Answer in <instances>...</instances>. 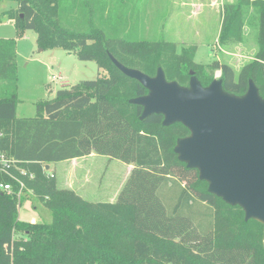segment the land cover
<instances>
[{"label": "trees", "instance_id": "1", "mask_svg": "<svg viewBox=\"0 0 264 264\" xmlns=\"http://www.w3.org/2000/svg\"><path fill=\"white\" fill-rule=\"evenodd\" d=\"M11 1L15 6L0 12V22L15 28V37H0V151L17 168L0 169V183L11 185V192L0 189V264H264L263 224L245 220L239 205L210 193L198 170L178 159L174 147L189 135L187 127L164 125L161 114L140 118L142 106L130 100L148 90L109 57L148 76L161 68L167 81L185 87L190 71L207 86L220 70L226 92L243 95L252 80L264 97V0L223 6L221 41L242 39L243 7L259 10L258 48L237 76L225 62H195L196 45L178 51L139 37L142 26L128 0ZM28 29L42 49L74 52L103 73L37 100L34 116L17 117L15 38ZM91 153L132 165L115 202L58 189L45 168ZM28 194L49 212V222L19 218Z\"/></svg>", "mask_w": 264, "mask_h": 264}, {"label": "water", "instance_id": "2", "mask_svg": "<svg viewBox=\"0 0 264 264\" xmlns=\"http://www.w3.org/2000/svg\"><path fill=\"white\" fill-rule=\"evenodd\" d=\"M109 57L148 90L130 100L142 106L140 118L161 114L164 125L181 122L187 127L189 135L178 138L174 147L178 159L198 170L210 193L239 205L245 220L264 227V97L253 81L237 96L223 90L220 78L202 86L190 71L185 87L167 81L161 68L148 76Z\"/></svg>", "mask_w": 264, "mask_h": 264}, {"label": "rangeland", "instance_id": "3", "mask_svg": "<svg viewBox=\"0 0 264 264\" xmlns=\"http://www.w3.org/2000/svg\"><path fill=\"white\" fill-rule=\"evenodd\" d=\"M236 0H128L134 17L141 23L139 37L150 40L161 39L173 43L177 50L182 46L196 45L194 61L208 64L213 60L230 65L237 76L240 68L250 62L258 48V14L255 6L243 7L242 39L232 37L221 41L219 31L222 10L226 3ZM135 8L132 10L133 7ZM15 6L11 0L0 2V12ZM0 37H15L13 22H0ZM17 66V117L35 115V102L51 99L61 87L74 85L80 80H90L103 71L96 62L80 60L74 52L63 48L42 49L36 43V32L32 29L16 37ZM60 75V76H59ZM220 70L214 71L219 78ZM67 80L69 84H62ZM108 159V158H107ZM106 162V161H105ZM97 165L99 175L114 180L119 171L105 164ZM99 165V166H98ZM19 218L27 221L51 220L42 204L31 200L29 194L18 209Z\"/></svg>", "mask_w": 264, "mask_h": 264}, {"label": "crops", "instance_id": "4", "mask_svg": "<svg viewBox=\"0 0 264 264\" xmlns=\"http://www.w3.org/2000/svg\"><path fill=\"white\" fill-rule=\"evenodd\" d=\"M62 84L69 83L63 80ZM97 163L114 167L119 175L114 180L103 178L104 175H99V168L96 169ZM46 169L53 171L58 189L72 190L90 202H115L131 173L132 165L106 155L91 153L51 163Z\"/></svg>", "mask_w": 264, "mask_h": 264}, {"label": "built area", "instance_id": "5", "mask_svg": "<svg viewBox=\"0 0 264 264\" xmlns=\"http://www.w3.org/2000/svg\"><path fill=\"white\" fill-rule=\"evenodd\" d=\"M1 135V133H0ZM16 167L14 160L10 157H7L3 152L0 151V169L8 172L9 174L11 167ZM17 168V167H16ZM21 173L25 174V171H21ZM32 175L30 174V177ZM20 186L23 187V183L20 182ZM0 189L5 190L6 192H11V185L9 183H0ZM19 196V193H18Z\"/></svg>", "mask_w": 264, "mask_h": 264}]
</instances>
